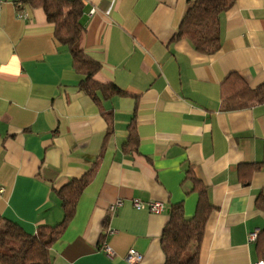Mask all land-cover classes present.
<instances>
[{
	"label": "crops",
	"instance_id": "obj_1",
	"mask_svg": "<svg viewBox=\"0 0 264 264\" xmlns=\"http://www.w3.org/2000/svg\"><path fill=\"white\" fill-rule=\"evenodd\" d=\"M79 1V46L100 65L93 79L121 94L94 101L43 10L0 2V226L33 236L57 225L58 191L92 171L51 264H128L129 249L137 264H163L169 207L191 218L198 181L213 209L198 264L264 262V102L222 98L229 74L250 89L264 82V0H235L220 14L212 55L172 39L192 0ZM133 199L165 209H136Z\"/></svg>",
	"mask_w": 264,
	"mask_h": 264
},
{
	"label": "trees",
	"instance_id": "obj_2",
	"mask_svg": "<svg viewBox=\"0 0 264 264\" xmlns=\"http://www.w3.org/2000/svg\"><path fill=\"white\" fill-rule=\"evenodd\" d=\"M24 1L43 10L46 20L53 25L55 40L68 48L72 68L83 76L79 85L81 91L91 96L94 101L97 92L103 97L121 94L114 85H103L93 79L100 65L86 56L79 46L83 10L79 0ZM234 2L235 0L189 1L172 39L188 41L201 54H214L220 47L219 16ZM224 82L228 86L222 96L225 102L230 103L236 99L243 100L241 105L264 102V82L250 89L235 74H229ZM129 136V142L134 145L136 133L133 125L130 127ZM91 176L92 171H89L80 179L71 180L58 191L63 218L57 225L41 226L37 234L32 236L16 224L4 220L0 226V264H51L49 250L71 222L78 198ZM194 187L199 199L196 212L191 218L184 216L181 204H172L169 207L168 220L160 236L163 264H198V244L213 209L205 186L196 181ZM256 206L264 211V199L257 198Z\"/></svg>",
	"mask_w": 264,
	"mask_h": 264
},
{
	"label": "built area",
	"instance_id": "obj_3",
	"mask_svg": "<svg viewBox=\"0 0 264 264\" xmlns=\"http://www.w3.org/2000/svg\"><path fill=\"white\" fill-rule=\"evenodd\" d=\"M2 1L3 0H0V2H2ZM93 12H94V10H91V13H93ZM0 192H2V190H0ZM119 204H120V200H117L115 202V206H118ZM132 204H133V207L136 209L147 208L148 211L155 213V214L162 213L165 209L164 204L162 202H158V201H151V202H147L145 204L138 199H133ZM255 235H256L255 233L250 234L249 240H253L255 238ZM101 250L108 258H112L114 255L111 247L107 244H104L102 246ZM124 259L128 264H137L141 261L142 256L135 249H129L127 251ZM255 264H264V262L258 261Z\"/></svg>",
	"mask_w": 264,
	"mask_h": 264
}]
</instances>
